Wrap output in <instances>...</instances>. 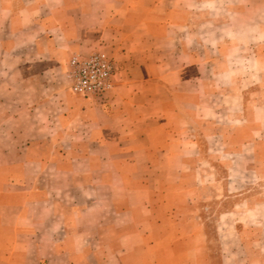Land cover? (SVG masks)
Instances as JSON below:
<instances>
[{
	"label": "crops",
	"instance_id": "crops-1",
	"mask_svg": "<svg viewBox=\"0 0 264 264\" xmlns=\"http://www.w3.org/2000/svg\"><path fill=\"white\" fill-rule=\"evenodd\" d=\"M64 2L57 10L60 18H32L43 30L31 42L39 58L30 60L24 46L17 57H0L9 71L8 85L0 87V142H7L0 158H8L7 164L0 161V264H56L65 254L70 258L89 251L81 238L101 235L94 223L107 204L121 222L126 220L127 229L119 235L122 254L142 245L157 253L144 222L163 203L150 199L151 190L160 194L175 186L179 170H189L177 117L189 114L180 108L183 95L176 87L200 76L198 60L184 46L171 51L168 43L160 45L172 32L170 24L145 18L139 1L116 0L101 8L94 0ZM1 10L15 8L0 4ZM62 38L68 50L55 48ZM100 44L114 50L122 65L119 81L103 97L75 95L58 84L15 83L18 76L27 81L47 74L56 56L61 61ZM57 65L64 75L66 66ZM22 123L32 127L19 134L25 145L18 150L16 125ZM65 193L72 195L62 197ZM145 208L148 216L142 215Z\"/></svg>",
	"mask_w": 264,
	"mask_h": 264
},
{
	"label": "rangeland",
	"instance_id": "rangeland-1",
	"mask_svg": "<svg viewBox=\"0 0 264 264\" xmlns=\"http://www.w3.org/2000/svg\"><path fill=\"white\" fill-rule=\"evenodd\" d=\"M94 1L98 8L116 3ZM127 1H139L145 8V18L149 16L159 25L170 24L172 32L160 39V45L168 43L171 51L184 46L198 60L200 76L183 88L176 87V92L183 95L180 108L189 114L182 119L177 116L189 150V170H179L175 186L162 189L160 194L155 188L151 190L154 194L150 199L155 197L163 203L160 211H152L144 222L150 229L149 240L159 247L157 253L142 245L140 250L122 254L119 235L127 229L126 220L121 222L122 217L107 204L94 223L97 228L91 225V230L101 235L81 238L80 243L90 250L71 254L70 258L65 254L56 264H69V260L72 264H264V0ZM0 4L15 8L11 13L0 11V57H17L24 46L30 60L39 58L31 42L41 29L32 18H60L58 11L64 0H0ZM22 6L28 10H18ZM65 45L68 42L62 38L56 40L55 48L67 49ZM97 49L112 56L119 68L111 91L122 71L114 50L100 44L72 56ZM44 57L40 56L47 61ZM56 58L47 74L42 72L27 81L18 76L16 85L58 84L69 89L67 66L72 57L61 61ZM59 62L66 66L64 75ZM0 65L3 88L9 83V71L3 62ZM223 69L228 72L217 76ZM2 101H8V97ZM28 127L32 126L16 125L18 150L25 145L19 134ZM4 145L7 142H0V148ZM22 159L17 157V163ZM0 161L7 164L8 158L1 157ZM183 173L187 176L181 177ZM141 212L148 216L149 209ZM100 219L102 222L97 223ZM84 226L89 228L88 222ZM175 245L176 250L170 251Z\"/></svg>",
	"mask_w": 264,
	"mask_h": 264
},
{
	"label": "built area",
	"instance_id": "built-area-1",
	"mask_svg": "<svg viewBox=\"0 0 264 264\" xmlns=\"http://www.w3.org/2000/svg\"><path fill=\"white\" fill-rule=\"evenodd\" d=\"M118 66L107 52L97 49L72 56L67 66L70 91L87 98H100L114 86Z\"/></svg>",
	"mask_w": 264,
	"mask_h": 264
}]
</instances>
